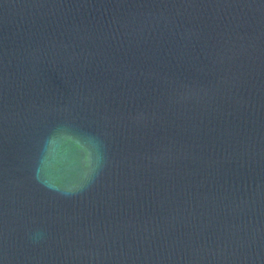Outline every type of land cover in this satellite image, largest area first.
<instances>
[{"label": "water", "instance_id": "water-1", "mask_svg": "<svg viewBox=\"0 0 264 264\" xmlns=\"http://www.w3.org/2000/svg\"><path fill=\"white\" fill-rule=\"evenodd\" d=\"M0 264H264V0H0Z\"/></svg>", "mask_w": 264, "mask_h": 264}]
</instances>
